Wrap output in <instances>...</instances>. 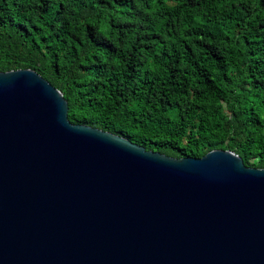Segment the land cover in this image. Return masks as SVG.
Here are the masks:
<instances>
[{"label":"water","instance_id":"95a60500","mask_svg":"<svg viewBox=\"0 0 264 264\" xmlns=\"http://www.w3.org/2000/svg\"><path fill=\"white\" fill-rule=\"evenodd\" d=\"M32 69L0 72V264H264V169L176 159L73 124Z\"/></svg>","mask_w":264,"mask_h":264},{"label":"trees","instance_id":"16d2710c","mask_svg":"<svg viewBox=\"0 0 264 264\" xmlns=\"http://www.w3.org/2000/svg\"><path fill=\"white\" fill-rule=\"evenodd\" d=\"M21 69L73 124L264 169V0H0V72Z\"/></svg>","mask_w":264,"mask_h":264}]
</instances>
